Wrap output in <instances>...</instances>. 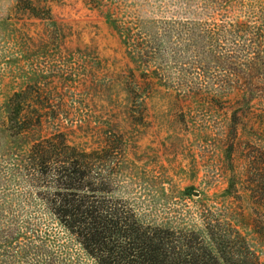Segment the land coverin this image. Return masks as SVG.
I'll return each mask as SVG.
<instances>
[{"label": "rangeland", "instance_id": "374dc122", "mask_svg": "<svg viewBox=\"0 0 264 264\" xmlns=\"http://www.w3.org/2000/svg\"><path fill=\"white\" fill-rule=\"evenodd\" d=\"M44 2L50 16L37 18L16 0H0V113L24 91L40 134H62L92 159L102 200L152 226L202 229L221 215L264 264V236L253 227L259 216L264 222V125H227L224 99L202 107L177 90L178 81L223 75L201 72L212 67L195 62L189 34L157 27L187 16L183 1ZM132 22L138 27L129 40L138 41L140 58L120 34ZM13 163L0 155L4 169ZM28 190L17 181L4 190L13 199L7 206L27 210L14 228L34 234L3 242L0 264H95L43 213L41 201L21 200Z\"/></svg>", "mask_w": 264, "mask_h": 264}, {"label": "trees", "instance_id": "16d2710c", "mask_svg": "<svg viewBox=\"0 0 264 264\" xmlns=\"http://www.w3.org/2000/svg\"><path fill=\"white\" fill-rule=\"evenodd\" d=\"M44 1L16 0V7L45 18L50 8ZM182 1L180 8L187 16L158 22L157 27L179 37L189 34L195 62L212 67L202 66L201 72L216 69L223 75L178 81L177 90L197 99L202 107L222 106L217 102L224 99L230 112L227 125H264V6L251 0ZM133 26L138 27L135 22L120 27V34L127 36L134 58H140L138 41L129 40ZM29 103L27 93L14 92L6 114L0 113V155L14 158L11 169L0 164V245L34 234L14 228L27 210L6 205L13 199L4 190L17 181L30 187L21 200L41 201L43 213L95 264H258L244 235L221 215H211L202 229L152 226L102 200L98 193L103 187L92 175V159L84 158L62 134L41 135L43 125H33L41 121L27 109ZM261 218L255 219L253 227L264 236Z\"/></svg>", "mask_w": 264, "mask_h": 264}]
</instances>
